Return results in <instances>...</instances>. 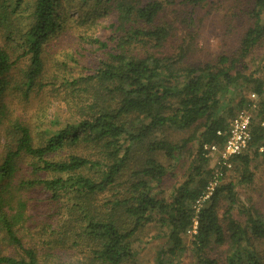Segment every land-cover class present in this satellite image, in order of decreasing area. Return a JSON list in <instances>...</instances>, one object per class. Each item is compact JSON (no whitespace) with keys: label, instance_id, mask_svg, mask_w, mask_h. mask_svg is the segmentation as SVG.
I'll return each mask as SVG.
<instances>
[{"label":"trees","instance_id":"obj_1","mask_svg":"<svg viewBox=\"0 0 264 264\" xmlns=\"http://www.w3.org/2000/svg\"><path fill=\"white\" fill-rule=\"evenodd\" d=\"M226 1L236 44L195 61ZM0 36V97H47L30 119L0 103V264H145L143 244L152 264H264V213L241 199L264 161V0H0ZM244 109L248 148L197 210L205 145Z\"/></svg>","mask_w":264,"mask_h":264},{"label":"rangeland","instance_id":"obj_2","mask_svg":"<svg viewBox=\"0 0 264 264\" xmlns=\"http://www.w3.org/2000/svg\"><path fill=\"white\" fill-rule=\"evenodd\" d=\"M227 1L219 4L218 10H214L212 14H209L206 16V18L203 21V24L201 25L199 37H198V47L196 48V51L193 53V58L195 61H202L204 59L210 58L216 53H219L223 51V49H228L233 46V44H236V41H234L233 38H229L226 34V28H227V22L224 19V13L226 12V9L224 6L227 5ZM204 12V11H203ZM3 38L0 36V43ZM57 38L53 40L50 45H47L46 51L44 53L45 62L47 64V72H49L52 68V65L60 66L61 64L57 62V57L54 55L53 48L54 43L56 42ZM50 48V50H49ZM49 52V53H48ZM262 57H264V44L260 47V49L256 52L254 61H259ZM253 61V65H254ZM23 63H19V67H22ZM55 66V67H56ZM54 67V68H55ZM16 70L13 72L15 73ZM45 95L46 92H44ZM52 96L56 97L54 93L51 94L49 103H50V111L49 114H54L57 107H59L58 102L55 101L56 98H53ZM47 97H40V95H32L29 101H26L19 92L15 91H7L4 95L0 97V103H6L8 109L12 112L13 117H21L22 119H30L32 118L39 110V102H46ZM252 109V107H249V109ZM250 114L252 116L253 112L250 110ZM258 165L257 168V181L255 183L254 188H244L245 192H242L243 195L241 196V199L244 200L247 196H252L254 198L255 204L258 205V207L261 209L262 213H264V161L261 159H258L255 161ZM211 166H214L213 158L211 159ZM215 167V166H214ZM182 167H179V171L177 172L178 175L181 173ZM23 172L18 174V177L21 176ZM232 176L228 173L225 181H228V179H232ZM234 178V177H233ZM174 182H170V185H172ZM36 189V188H35ZM32 189L27 192L28 197V213L31 214L32 212H35L34 207L32 204L35 202L39 204V201L37 197H40L39 194H37L38 189ZM195 232V228L190 231L189 236L186 237L187 244L191 240L192 233ZM155 241V240H154ZM157 241V240H156ZM153 242L152 244L158 245V242ZM161 242H159L160 244ZM164 244V242H163ZM148 245H138L140 254L142 257L146 258L145 264H152L151 256L147 254V252H150V249H148ZM4 249H9L3 246ZM178 262H181V264H195L196 261L193 260L191 257H186L185 259H180Z\"/></svg>","mask_w":264,"mask_h":264},{"label":"built area","instance_id":"obj_3","mask_svg":"<svg viewBox=\"0 0 264 264\" xmlns=\"http://www.w3.org/2000/svg\"><path fill=\"white\" fill-rule=\"evenodd\" d=\"M252 98H256L255 94H252ZM253 104L252 107H255ZM251 114L249 109L241 110L230 122L227 131H219V135H226V140L222 146L217 144L205 145L206 155L213 158L216 176L214 181L210 183L206 193L196 200L195 207L197 210L209 199L212 191L218 183V176L221 174V167L224 165L231 167L229 159L244 152L249 145L251 138L250 124ZM196 232V223L194 225Z\"/></svg>","mask_w":264,"mask_h":264}]
</instances>
